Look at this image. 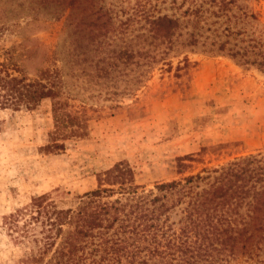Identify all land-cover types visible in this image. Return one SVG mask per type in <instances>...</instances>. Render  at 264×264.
<instances>
[{"label":"trees","instance_id":"obj_1","mask_svg":"<svg viewBox=\"0 0 264 264\" xmlns=\"http://www.w3.org/2000/svg\"><path fill=\"white\" fill-rule=\"evenodd\" d=\"M37 2L69 11V61L82 58L93 90L104 98L133 94L154 68L177 56L186 60L189 52L225 55L264 72V23L253 0H139L140 18L123 10L122 35L115 33L116 7L98 0ZM79 31L81 47L71 41ZM13 65L0 56V108L31 109L52 98L49 149L88 134L86 111L61 99V93L77 95L71 70L49 69L46 80H31ZM195 160L178 157L180 177L152 188L135 181L129 162H118L74 207L60 206L48 193L33 197L26 211L7 218L39 246L27 264H264V152L198 171L190 169Z\"/></svg>","mask_w":264,"mask_h":264},{"label":"rangeland","instance_id":"obj_2","mask_svg":"<svg viewBox=\"0 0 264 264\" xmlns=\"http://www.w3.org/2000/svg\"><path fill=\"white\" fill-rule=\"evenodd\" d=\"M98 2L106 9L116 7L117 35L124 32L128 16L123 10L141 17L139 0ZM39 4L0 0V56L31 80H46L49 69L64 75L71 70L77 95L61 93V99L68 100L70 109L86 111L88 134L68 138L64 149H49L52 98L31 109L0 108V264H27L39 255L33 236L22 235L7 219L26 211L35 196L48 193L60 206L74 207L118 162H129L135 181L152 188L180 177L181 156L194 154L190 169L198 171L264 152L261 70L225 55L189 52L186 60L181 55L154 68L133 94L104 98L93 90L82 58L69 61V11ZM252 7L264 23V0H253ZM81 31L71 39L78 47L85 45ZM259 254L264 259V247Z\"/></svg>","mask_w":264,"mask_h":264}]
</instances>
